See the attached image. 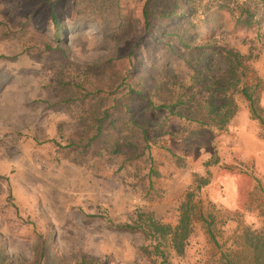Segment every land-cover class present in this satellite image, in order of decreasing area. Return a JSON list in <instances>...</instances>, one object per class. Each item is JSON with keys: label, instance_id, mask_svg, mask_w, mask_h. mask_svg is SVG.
Segmentation results:
<instances>
[{"label": "rangeland", "instance_id": "obj_1", "mask_svg": "<svg viewBox=\"0 0 264 264\" xmlns=\"http://www.w3.org/2000/svg\"><path fill=\"white\" fill-rule=\"evenodd\" d=\"M192 1L0 0L1 264H34L45 239L66 264H153L143 236L118 227L139 212L174 227L189 194L193 233L168 264H264L248 242L257 233L264 243V17L247 27L237 21L244 0L232 11ZM192 7L194 30L181 15ZM227 51L248 58L238 76L262 120L239 97L238 114L218 131L198 110L191 78L196 69L228 78ZM150 99L184 104L170 114L150 111ZM131 117L149 148L126 161L112 140L133 126L116 123L118 134L111 124Z\"/></svg>", "mask_w": 264, "mask_h": 264}, {"label": "trees", "instance_id": "obj_2", "mask_svg": "<svg viewBox=\"0 0 264 264\" xmlns=\"http://www.w3.org/2000/svg\"><path fill=\"white\" fill-rule=\"evenodd\" d=\"M190 3H195L192 0H187ZM219 1V10L222 11H232L230 9V4L234 1L239 2V0H217ZM242 3L241 12L238 15L237 21L244 26L250 27L256 23H259L260 20L264 17V0H244ZM154 4V3H153ZM150 3H147L143 10V16L145 21V27L150 28V16L153 10V6H149ZM192 12H183L181 15L186 18L188 25L192 26V30L196 29V23L193 24L190 21L192 18L196 17L198 9L192 7ZM258 10V12H257ZM193 13L192 18H190L187 13ZM261 12V14H259ZM259 14V15H258ZM258 16V17H257ZM53 20L56 22V14L52 15ZM176 20V18H173ZM57 25L59 23H56ZM204 25H207V22H203ZM63 29L58 27V34L56 41L60 42L62 37ZM180 33L173 34L178 37ZM59 36V37H58ZM169 46V45H168ZM134 52L131 51L128 57H133ZM227 61L229 63L227 75L228 78L213 77L208 73H205L202 69L194 70V74L191 78L192 86L195 88L199 87L192 98L197 102V108L201 114H203L206 121H208L211 127L216 130H225L232 119L238 114L239 106L237 98L242 97L249 104L250 113L253 120H262L258 114V109L256 103L258 100L255 99L253 92L250 91V87L246 86L243 83L242 77L238 76V72L241 71L242 76H246L245 72L247 67L244 65V62L248 61V58L245 54L235 51H227ZM230 76V77H229ZM124 86V85H123ZM122 84L119 85V88L122 89ZM193 89V88H192ZM156 102L153 99L147 101V108L150 111H159L169 106L160 105L161 107L155 105ZM164 104V103H163ZM184 102L179 99L177 103H174L169 107L170 114H178L175 109L182 107ZM128 108V107H127ZM128 113H130L129 109ZM179 116V115H178ZM182 118V117H181ZM126 122L130 123L133 128L129 129L126 127V133L122 137V142L118 140V137L113 136L112 140V154L123 156L126 161H134L143 154L149 148H143L139 144V140L136 138L137 131L134 129L136 125V118L131 117V121H126L121 118L117 121H112L111 127L117 131L118 134L121 133L123 129L116 127V123L120 125V128L126 126ZM207 124V123H205ZM142 129L143 137H146V131L142 126H138ZM161 125L157 127V130L161 129ZM164 129V128H163ZM98 135L102 134L101 126L98 127ZM170 132L163 131L164 135H169ZM97 138V137H96ZM207 181H204L198 190L202 186L207 185ZM193 195L189 194L187 196V201L181 204L178 209V219L174 227L169 224L163 223L159 220L154 213H143L139 212L137 218L133 221L132 224L120 225L118 229L123 232H130L134 234H141L148 243L142 250L145 252L146 256L153 259V264H156V260H160V264H168L169 252H174L178 257L184 255L188 241L193 233V222L195 217V206L191 204V199ZM250 247L256 253L257 259L264 252V243L261 242V237L257 233L250 234V239L248 240ZM37 260L34 264H66L65 261L57 256L55 250L49 245V240H43L40 245L37 247ZM5 259V258H4ZM3 263L0 262V264ZM24 264V263H19ZM75 264H99L96 260H92L86 257L81 258ZM104 264V263H102ZM221 264H236L229 257L221 259Z\"/></svg>", "mask_w": 264, "mask_h": 264}]
</instances>
